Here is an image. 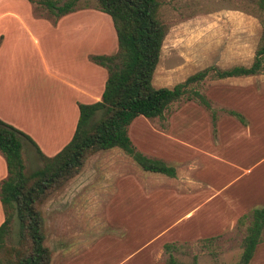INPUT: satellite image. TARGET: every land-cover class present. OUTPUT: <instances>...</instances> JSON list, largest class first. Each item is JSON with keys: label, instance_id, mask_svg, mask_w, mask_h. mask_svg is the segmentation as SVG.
Returning <instances> with one entry per match:
<instances>
[{"label": "rangeland", "instance_id": "rangeland-1", "mask_svg": "<svg viewBox=\"0 0 264 264\" xmlns=\"http://www.w3.org/2000/svg\"><path fill=\"white\" fill-rule=\"evenodd\" d=\"M42 1L0 0V47L7 36L6 52L12 54L0 64V76L10 83L3 81L0 87V112L23 127L32 125V111L45 113L44 106L51 104L47 101L66 90L65 82H75L74 75L86 66L91 88L85 102L95 101L109 71L119 65L112 21L98 10L96 0H79L73 12L59 17ZM159 1L166 35L152 84L172 88L208 70L193 84L207 103L183 98L162 118L138 117L128 128L135 149L174 167V178L144 172L114 148L89 156L75 177L47 196L41 211L50 264H166V244L182 264L240 261L250 219H239L264 194V163H258L264 130L260 147L256 141L246 144L257 135H245L249 129L256 133L259 107L264 106V56L254 76L219 79L217 71L253 63L263 17L256 0ZM98 56L112 60L102 65ZM15 84L21 89L15 90ZM37 86L42 93L38 98ZM30 129L21 132L29 138L35 132ZM29 142L22 138L26 173L44 165L37 145ZM4 163L0 153V186L7 176ZM251 165L257 167L248 183L244 170ZM236 190L249 197H239ZM3 220L0 202V224ZM5 241L7 247L18 246L15 216ZM251 264H264V232Z\"/></svg>", "mask_w": 264, "mask_h": 264}, {"label": "trees", "instance_id": "trees-1", "mask_svg": "<svg viewBox=\"0 0 264 264\" xmlns=\"http://www.w3.org/2000/svg\"><path fill=\"white\" fill-rule=\"evenodd\" d=\"M79 0H67L63 4L43 0L41 4L59 17L73 12ZM100 12L110 17L117 38L119 65L109 71L100 101L78 104L79 116L71 140L54 156L38 153L44 165L31 173L25 172L22 158L24 133L0 120V153L4 157L7 177L0 186V202L4 220L0 224V264H50L51 253L44 245L45 222L41 204L47 196L75 177L87 158L94 153L120 149L144 172L175 177V168L161 160L149 158L135 149L128 135V128L138 117L162 118L169 106L183 98L198 99L204 105L205 98L193 90V84L202 81L208 70L189 76L172 88H156L152 79L159 62L166 28L160 18L159 0H96ZM257 10L262 14V35L249 67L234 66L218 70L219 79L248 77L259 74L264 56V0H256ZM100 64L111 58L98 56ZM230 114L241 124H246L242 115ZM33 143V142H32ZM18 220L19 243L7 247L5 236L11 218ZM247 218L250 224L242 243L240 261L249 264L264 231V207L254 208L239 219ZM166 244V264H182ZM191 264H197L194 260Z\"/></svg>", "mask_w": 264, "mask_h": 264}, {"label": "crops", "instance_id": "crops-1", "mask_svg": "<svg viewBox=\"0 0 264 264\" xmlns=\"http://www.w3.org/2000/svg\"><path fill=\"white\" fill-rule=\"evenodd\" d=\"M6 41H7V36H5V40L3 41V43L1 44V47H0V64L1 65L4 64L5 61L12 56L11 53L6 52L7 51L6 50ZM82 66H83V64H82ZM83 68H84V66H83ZM48 71H49V74H52V72L50 70H48ZM71 71H72L71 74L73 76L76 70H74V67H73L71 69ZM83 72L86 73V76L83 75ZM74 76H77L74 78L75 82H72V81L65 82V88L64 89H66V90H61L57 94V96L54 97L51 101H47V103L51 102V104L44 106V108H45L44 110H46L45 113H43V111H41V108H39L37 110V113L35 111H32L33 112V114H31L32 116L26 115L30 119H33L31 121L32 125L27 126L29 128L21 126L20 123L16 119H11L8 116H3V114L1 112H0V120L3 122L5 121V123H7V122L11 123L12 126L16 127L20 131L23 130V131L28 132L27 129H29L31 132L32 130L30 128H33L35 130V132H32L34 134L29 138H31V141L33 139L37 140L36 143L33 140L35 145H37V149H39L41 154L46 156V157L54 156L71 140V138L74 134L75 127H76L77 120H78V116H79L78 104H91V103L100 101L102 92L104 90V86H103V90L101 92V95L97 96L95 101L85 102L86 101L85 98L90 96V88H91L88 66H86V70L82 71L81 74L78 73ZM86 77H87V81H85ZM106 79H107V77H106ZM25 80H26V78H25ZM3 81H6L8 86L10 84L6 80L5 76H3V77L0 76L1 90L4 87V85L2 84ZM28 85H30V84H27V86ZM20 89L21 88L19 87V85L15 84V90H20ZM38 90H39V86H37V92L34 94V95L37 94V98L39 95L42 94ZM28 91H30V89H28ZM49 97H50V94L48 97H46V99H48ZM260 97H264V94L263 95L260 94ZM55 98H56V100H54ZM18 99H22V98L18 97ZM77 101H79V102H77ZM49 110H50V112H49ZM0 111H2V110L0 109ZM22 112H25V111L22 110ZM35 114H36L37 118H35V116H34ZM30 119H28V121ZM254 129L256 132L255 134L251 135L249 133V131H250V129H249L247 134H245V135L249 139L253 135H257L258 139L256 138L252 141L250 139L248 141V143H246V144L248 145L251 142L256 141L257 143H259L258 146L260 147L261 146L260 143L262 142V140L259 139V136L262 135V130H264V106L259 107L257 125H256V128H254ZM32 137H33V139H32ZM34 143L33 144L30 143V144L34 146ZM263 144H264V141H263ZM221 146H222V144H221ZM218 147H220V146H218ZM37 149H36V151H38ZM258 163L259 164L264 163V154H262L260 156ZM4 164H5L4 165L5 166L4 171H5V174H7L6 163H4ZM255 167H257V166H255ZM255 167H254V165L253 166L251 165V166H248L247 170H244V176H246L245 178L249 179V176L256 169ZM250 179L248 180V183H249ZM248 183L245 185H242V186L245 187L248 185ZM236 193L240 194V190H238V191L236 190ZM241 196H245V198L249 197L248 195H241L240 194L239 197H241ZM262 196H264V194H259V196L257 197L259 204L254 208L264 207V198H262ZM254 208H252V209H254ZM256 249H257V247H256ZM254 255H255V252H254ZM254 255H253V258H254ZM252 259L249 262V264H251Z\"/></svg>", "mask_w": 264, "mask_h": 264}]
</instances>
